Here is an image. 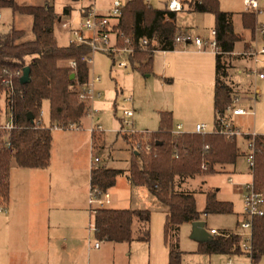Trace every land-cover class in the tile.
<instances>
[{
    "label": "trees",
    "instance_id": "1",
    "mask_svg": "<svg viewBox=\"0 0 264 264\" xmlns=\"http://www.w3.org/2000/svg\"><path fill=\"white\" fill-rule=\"evenodd\" d=\"M0 8L30 15L34 34L33 40L20 41L23 30L11 27L7 32L0 33V97L5 95L6 107L12 109L15 125L7 133L0 130V200L7 202L12 158L19 167L25 168H45L49 164L51 131L38 123L43 102L49 103L52 125L66 128L70 124H79L84 114V104L79 100L76 87L88 81L89 67L82 58L89 56L91 49L86 44H57L53 31L56 15L52 6H24L15 0H0ZM187 10L214 16L215 38L222 52L215 54L213 92L214 125L218 128L233 96V89L226 82V55L234 50L240 37L234 32L232 13L222 11L218 0H188ZM68 11L69 8L64 7V14H68ZM242 17L244 27L252 28L253 13L245 12ZM115 21V31L133 36L135 50L129 59L137 63L135 69L144 75L151 70L153 51L172 50L175 34L180 30L176 25V12L169 11L167 4L163 8H153L145 0L128 1ZM141 38L148 40L147 49L138 46ZM70 60L76 62L75 68L68 65ZM25 66L30 69L29 81L21 83ZM72 73L74 78L71 79ZM7 76H11L12 90L2 81ZM29 113L33 120L29 119ZM171 129V113L159 112L158 128L149 132L151 150L138 152L130 159L127 175L133 185L146 187L168 208L163 224L168 264H180L181 251L177 237L180 225L197 221L202 214H231L233 206L230 202L218 201L215 192L208 191L205 206L198 211L192 193L174 189L175 178L214 174L215 165L235 162L238 148L235 137L218 131L172 134ZM120 172L95 166L90 172V185L104 192L115 184ZM252 175L254 189L264 193V135L255 138ZM134 220L138 221V239L148 243L150 212L139 209H98L93 215L94 239L128 243L133 239L131 226ZM251 245V262H255L264 255V215L252 219ZM198 252L208 255L241 253L238 237L233 234L226 237L211 235L208 240L200 241Z\"/></svg>",
    "mask_w": 264,
    "mask_h": 264
},
{
    "label": "crops",
    "instance_id": "2",
    "mask_svg": "<svg viewBox=\"0 0 264 264\" xmlns=\"http://www.w3.org/2000/svg\"><path fill=\"white\" fill-rule=\"evenodd\" d=\"M180 1H183L185 6V1L187 0ZM149 2L150 0L148 1V4L150 5ZM167 3L168 1H166L164 5ZM85 6H83L80 10L81 15ZM65 7L69 8L68 15H70L71 6L66 5ZM186 9L188 8L183 7L181 11ZM245 12L251 13L246 9V7L245 10L240 13L241 25L245 30V33H238L234 30V32L239 35L240 39L235 43L234 50L229 55H226V59H228V76L226 79H228L231 75L229 69H231L233 65L236 64L239 67L242 66L243 69L248 70L246 67L248 65L247 61L253 62L251 58L241 56L240 54L255 44L256 39L253 40V35L254 27L257 24L258 14H253V27L247 29L243 25L242 17ZM195 13L210 14L201 12ZM210 15L213 17V21L209 31H211L214 27V16L212 14ZM115 22V20H112V24ZM188 29L189 28H184L182 30L188 31ZM262 36L264 37V35ZM68 44H70V40ZM237 44H240L239 51L235 50ZM156 52L159 54V59L161 60L160 74L158 75V80L155 82V84L158 85V88H163L166 84H171L175 81L176 77H181L182 72L191 71L194 77V84L200 86L198 89H202L201 95L199 94L196 101L193 103L191 102L192 106L196 108L195 113H192L187 105L188 103L185 102L186 100L184 99L181 100L180 106H172L170 110H164L171 113L172 129H174L176 125L180 124L182 126V130L191 133L195 124L205 123L209 133L215 131V129H217L214 125L213 110L215 54L209 50H199L193 44H189L185 47L175 46L172 50L166 51L156 50ZM154 64V57L152 55L151 70L145 75H150L153 72ZM135 66H137V63H132L130 61V67L136 70ZM230 82L231 84L227 83L232 87V89H234L233 80L230 79ZM205 88L207 90L206 94H204ZM233 95L239 96L238 103H240L242 100L240 95L234 92V90ZM204 107H206V112L202 110ZM240 107L250 110V108H246L244 106ZM210 109L211 114L208 112ZM159 112L157 118L158 122ZM253 115L254 113L235 116L229 115V119L233 125L239 128L237 124L238 122L235 120L236 117ZM40 116V124L43 127H49L51 131L49 164L45 168H25L19 167L14 158L11 160L9 170L8 200L7 202L0 200V206L5 207L6 209L5 213L0 212V264H78L77 256H79V252L81 251L84 243L86 245L88 241V247L86 249L88 251L100 248V246L98 248H93V246H90L89 244L90 236L94 237V232L92 229L93 222L90 223V216L88 215L90 211L88 205L86 204V192H89L90 187L92 159L95 156L99 159L97 163L99 166L121 171L116 176L115 184L111 188L107 189L110 195V204L107 208L147 210L146 208L139 206V202L141 200L139 201L138 199L139 195H144L145 197L150 196L159 203L158 207L161 209L165 221L168 208L160 203L153 193L146 187L135 186L130 182L127 175L130 168V152L128 155V168L122 169L114 167L113 165L118 159L116 157V150H119L120 146L118 145L115 147L114 143L107 142L103 131L91 132V126L89 128H84L82 125V118L84 114L78 125L66 128L52 125L50 123L49 103L48 124L44 123L42 110ZM210 121L213 123V128L211 130L208 129ZM85 133H87V135H85ZM95 134L101 135V140H98L99 143H94L93 139ZM257 134L264 135L260 133ZM238 138H240L244 144L246 148L245 150L240 148ZM235 141L238 148V155L235 162L232 164L215 165L216 173L214 174L229 175V182L233 186L241 188V198L243 199L244 185L249 183V180L244 181L242 177L245 173L237 168L239 158L242 157L248 167L246 172L250 175V182L253 180V175L252 170L249 167L247 157L249 150L247 147L246 137L236 136ZM120 176L125 178V182L123 184L125 189L123 191L120 190V192H127V195L125 194L126 198L123 199L125 200L123 205L119 204L121 203V200L118 198L116 193L117 190L119 191V188L116 187V185L117 178ZM206 176L208 175L198 174L191 177L177 176L174 181V189L178 191L190 192L194 195V197L196 193L202 194L204 197V206L206 193L208 191L215 192V196L218 201L232 203L233 212L231 215L236 216L237 226L243 218L242 213L235 212L233 202L227 200L229 198L219 197L220 188L210 186L204 187L206 184ZM194 180H197L200 184L196 188H191L190 182ZM139 189L141 190L137 195L136 190ZM208 216L209 215L205 214L200 216L199 220L204 222V227ZM192 222L193 221L183 224H189L192 230ZM131 229L133 239L128 243L124 242V244H128L130 248H133L130 253V264H153L154 261L156 263L157 260H161L163 264H168V247L164 243V240L161 247L154 251L151 247H149L150 241L146 243L138 239L137 220L133 221ZM209 229L206 231L208 232ZM222 231L232 232L233 230L224 229ZM107 242L123 244L111 241ZM198 243H200V240ZM229 262H231L230 258Z\"/></svg>",
    "mask_w": 264,
    "mask_h": 264
},
{
    "label": "rangeland",
    "instance_id": "3",
    "mask_svg": "<svg viewBox=\"0 0 264 264\" xmlns=\"http://www.w3.org/2000/svg\"><path fill=\"white\" fill-rule=\"evenodd\" d=\"M113 0H96L94 7L101 13L106 14ZM169 0H150V5L153 8H162L165 2ZM19 5L30 6H52L56 15L54 23V36L59 46L68 44L72 38L71 29L81 28L83 17L81 15V8L90 3L89 0H15ZM185 8H188V0L185 1ZM66 5L71 6L70 15H65L63 10ZM221 10L231 12L233 14V25L236 32H244L241 25L240 13L245 10L244 0H219ZM261 13L257 15V24L264 23V0L260 1ZM213 17L210 14H199L190 12L187 9L178 11L176 13V25L181 28L176 35L181 34L184 28H189L188 31L191 35L209 36L210 28L212 25ZM32 17L30 15L13 13L9 8H0V33L7 32L11 27L24 31V35L20 41H30L34 39V34L31 30ZM115 31V30H114ZM122 32V31H115ZM84 35L89 34L88 31L82 29ZM124 33V32H123ZM126 36L127 34L124 33ZM255 40V35H253ZM113 36L110 42L113 43ZM117 46L123 44V40L117 39ZM255 47H264V37L260 34L256 36ZM250 46L248 49H250ZM240 44H237L235 50L239 51ZM246 49V50H248ZM244 50V51H246ZM241 56H244L240 54ZM154 69L150 75H143L139 71L134 70L128 65L126 68L118 66V61L112 64L111 57L105 51H96L91 55L92 63L89 65V78L93 75H98L101 79L96 84V88L102 92V97L93 102L94 108L98 111L94 117L96 123L101 125V129L105 135V139L109 143H114L115 147L118 145L120 149L116 150V157L118 158L113 165L117 168L129 167V152L130 159L138 152H143L144 149H136L135 143L144 144L145 141H150L149 133H140L144 131H154L158 128V112L170 110L172 106H180L181 100H186L192 113H195L191 102H195L201 90L199 85L194 84V77L191 71L182 72L181 77H176L175 81L171 84H166L163 88H158L155 82L158 80L161 65L159 54L155 51ZM175 57V56H174ZM247 57V56H246ZM258 61H247L246 66L248 70L243 69L242 66L233 65L229 69L230 76L226 81L231 84L230 79L233 80L234 92L238 93L242 100L237 103L239 106L252 108L253 116H240L236 117L239 129L241 131H254L256 133L264 134V79H258L253 74L256 67L262 66L264 68L263 56H258ZM228 62V59H227ZM257 88V89H256ZM209 91V90H208ZM207 93L206 88L204 94ZM1 118L0 121L5 120L3 111L5 110V95L0 97ZM123 109H132L133 117L131 118L133 128L136 133H122L118 132L121 127V120ZM206 112V107L202 109ZM211 114V109L210 111ZM203 114V113H202ZM42 117L45 124H48V102H43ZM82 125L84 128L91 126V119L88 115L82 118ZM213 128V123L210 121L208 129ZM87 135V133H85ZM101 135L95 134L94 143H99ZM122 137H127L124 140ZM99 140V141H98ZM238 144L241 149L245 150V146L238 138ZM249 150V149H248ZM97 166H99L97 164ZM237 168L244 174L242 177L244 181L249 180L250 175L247 174V165L241 157L238 159ZM229 175L226 174H212L205 177L206 186L220 188L219 197L229 198L233 202L234 210L237 213L243 211V199L241 198V188L233 186L229 180ZM201 179V178H198ZM197 179V180H198ZM197 180L191 181V188H196L200 182ZM125 178L120 176L117 178L116 187L118 198L121 200V205L125 203L127 192H122L125 188L123 184ZM188 187V186H187ZM186 187V188H187ZM189 188V187H188ZM120 190H122L120 192ZM136 190L138 192L140 191ZM126 194V195H125ZM89 193L86 192V204ZM196 207L198 210L203 209L204 197L200 193L195 194ZM139 206L146 208L150 212V243L154 251L161 247L163 243V224L164 218L161 209L158 207L159 203L152 197H145L139 195ZM88 205V204H87ZM90 216V223L93 222V215ZM215 228L219 231L224 229L236 231V216L231 214H211L206 219L205 230ZM135 230V229H134ZM178 248L181 251L180 264H264V255L260 256L255 262H251L247 254H203L198 252L199 239L193 236L191 226L183 224L178 231ZM97 242L94 237L90 236L89 244ZM100 244L99 249L86 250L88 241L82 245L79 252L78 264H130L131 263V249L128 244H114L107 241H98ZM229 258L231 262H229ZM153 264H163L161 260Z\"/></svg>",
    "mask_w": 264,
    "mask_h": 264
},
{
    "label": "built area",
    "instance_id": "4",
    "mask_svg": "<svg viewBox=\"0 0 264 264\" xmlns=\"http://www.w3.org/2000/svg\"><path fill=\"white\" fill-rule=\"evenodd\" d=\"M90 3L87 4L82 10L83 22L81 28L71 29L72 38L70 43L76 46L83 44L89 45L91 52L89 56L82 58L87 65L89 66L92 63L91 55L96 51H105L111 57L112 64L118 61V66L126 68L130 65L129 56L135 50V41L132 35H124L123 32L115 33L112 20H116L120 16L122 9L128 1L131 0H113L110 8L106 14H101L95 7L94 3L96 0H89ZM147 3L149 0H145ZM261 0H244L246 9L253 13H261L260 8ZM184 7L183 1L180 0H169L167 3V9L169 11L178 12L181 11ZM82 29H85L89 34L84 35ZM264 35V23L256 24L254 27V35L256 36ZM113 36V43L110 42L111 37ZM117 39L123 40L121 46H117ZM189 44H193L199 50H209L214 54H221V50L217 44L215 38V30L212 29L209 33V36H200V35H191L189 31L185 30L181 34L176 35L173 40V47L181 46L185 47ZM138 46L143 49L148 48V40L146 38H141L138 40ZM155 51H153L154 53ZM244 56H247L254 60L258 61V56H263L264 59V47L257 48L253 45L250 49L243 51L241 53ZM68 65L71 68L76 67V62L70 60ZM253 74L258 79H264V68L262 66L256 67L253 70ZM3 83L12 90V79L11 76L5 77ZM100 81V77L93 75L88 78V81L82 85L76 87V91L79 97V100L84 104V115H88L91 119V132H101V125L96 123L94 120L97 110L93 106V102L96 99L102 97V92L96 88V84ZM239 102V96L233 95L230 104L227 106L224 115L220 119V127L215 129V131L221 132L222 134L228 137L243 136L247 139L248 152V161L249 167L253 168V157H254V148H255V138L259 136L256 132H244L241 131L237 126L233 125L229 119V115H244V114H253L252 110L244 109L237 105ZM5 120L0 121V130L9 132L14 128L13 113L10 107H5L4 110ZM133 110L132 109H123L121 120V127L118 131L119 133H136L137 131L133 128L132 120ZM40 123V122H38ZM75 124H70L67 127H73ZM140 133H149V131H144ZM172 134H181L188 133L182 130L180 124L176 125L174 129L171 130ZM191 133L195 134H206L209 133L205 123H197L194 126ZM6 146H9L8 142H5ZM135 150L144 149L145 152L151 150V142L145 141L144 144L138 142L134 145ZM99 159L98 157H93L92 159V168L96 166ZM204 167V165L202 166ZM89 196L87 200L89 211L92 215L96 213L98 209L106 208L110 204V195L106 190L104 192L100 191L97 187H89ZM0 212L5 213V207L0 206ZM243 218L238 223V229L232 232L219 231L215 228L208 230L210 235L214 236H229L230 234L237 235L239 249L242 253L247 254L251 261L252 253V219L255 216L264 215V193L257 192L254 189L253 182L246 183L244 185V196H243ZM93 229V224H92ZM100 246L99 242L93 243V248H98Z\"/></svg>",
    "mask_w": 264,
    "mask_h": 264
},
{
    "label": "water",
    "instance_id": "5",
    "mask_svg": "<svg viewBox=\"0 0 264 264\" xmlns=\"http://www.w3.org/2000/svg\"><path fill=\"white\" fill-rule=\"evenodd\" d=\"M29 72L30 69L28 66H25L22 69V74L20 77L21 83H26L29 81ZM70 78L71 79L74 78L73 73L70 75ZM28 116L29 119L33 120V117L30 113L28 114ZM192 232H193V236L197 237L200 241L208 240L211 237V235L204 229V222L200 220L192 222Z\"/></svg>",
    "mask_w": 264,
    "mask_h": 264
}]
</instances>
